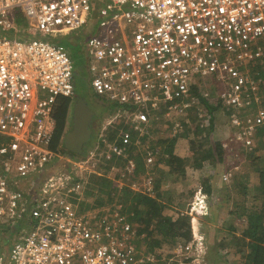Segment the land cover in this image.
Listing matches in <instances>:
<instances>
[{"label": "built area", "instance_id": "1", "mask_svg": "<svg viewBox=\"0 0 264 264\" xmlns=\"http://www.w3.org/2000/svg\"><path fill=\"white\" fill-rule=\"evenodd\" d=\"M93 16L90 88L113 106L115 135L74 159L52 148L61 98L76 95L74 52L57 35ZM205 84L219 87L210 114L230 107V138L254 148L264 131V0H0V264H159L122 203L95 206L89 180L117 169L120 186L151 195L156 151L143 153L146 175L133 180L135 150L157 122L208 97ZM209 194L199 186L179 210L191 236L163 264L204 250Z\"/></svg>", "mask_w": 264, "mask_h": 264}, {"label": "rangeland", "instance_id": "2", "mask_svg": "<svg viewBox=\"0 0 264 264\" xmlns=\"http://www.w3.org/2000/svg\"><path fill=\"white\" fill-rule=\"evenodd\" d=\"M21 16H24V14ZM99 23L100 17L93 16L82 27L75 30H66L57 35V39L74 52L76 64L75 97L85 99L90 108L97 112L91 124L93 130L92 137L85 144L82 157H86L103 136L109 137L115 134L113 127H108V129L106 127L109 114L114 110L113 106L102 96L100 97L106 102L104 107L99 108L92 101V96L96 94L90 88L92 75L90 74L85 54L87 39L96 33ZM205 85L201 93L208 94L206 98L216 97L218 94L216 88L219 87ZM72 104L69 119L72 113ZM201 107L202 103L199 98L194 106L189 107L183 114L175 115L173 120L157 122L151 129L148 142L140 148L143 153H146V150H150L147 146L148 143L150 146L156 143L154 146L159 153L157 155L156 169L158 174L157 179L159 178L161 181L159 186L156 183V188L151 194L157 198L153 206L154 208L152 207V213H155L163 205L164 214L176 217L179 215V210L189 206L199 186H202L204 189L206 186L210 187L209 214L205 219H200L199 221V229L205 236V248L201 250L198 257H191L186 264H246L247 245L244 243V231L247 229V216L254 208L264 209V200H260L259 198L260 190L255 189V184L259 177L256 169H264V131L256 136L255 147L251 148L248 152L244 150L240 143L237 145L232 143L233 148L227 147V153L221 161H218L216 156H211L208 161H204L201 159L202 152L200 151L203 149V147H200L202 139L205 142H207V138L210 142L217 140L224 141L228 146L229 141L226 138H228L230 133L228 130V116L225 114V109L217 107L213 114L214 127L212 129H205L204 133L199 132L198 134L200 124L203 123V118L200 117ZM176 123L180 125L177 131L173 132L172 128ZM71 128L68 125L67 132ZM175 135H181L175 146V154L185 159V173L183 175L171 172L169 167L162 162L166 146H164V142H161V139L165 141L164 138H171ZM62 145L64 146V137L63 139L54 138L52 148L63 156H69V151L65 146L62 148ZM261 150H263L262 153ZM256 151L257 154L261 153V155L259 154L261 160L258 163L254 162L253 165L252 160L254 158H251V154ZM136 152L137 150H135ZM72 157L78 159L77 157L80 156L72 155ZM230 168H232L230 179L228 181L222 180L224 184L221 185L220 191H217L215 194L212 191V181L216 175L224 173L225 170L229 171ZM118 171L116 169L113 172L105 173L104 176L114 178L112 179L113 182L108 185L112 190L117 189V192L120 193L121 174ZM242 174H246L247 176L245 182H248L246 184L248 191H246L247 187L242 179ZM145 175L146 173L143 169L140 174H136L133 180H140ZM95 193L96 191L93 190V193L90 195V199L94 202L96 198ZM254 197L255 199H253ZM116 200H118L117 197ZM153 228L154 224L150 225V229ZM159 238L160 236L155 233L151 235L149 240L143 239L142 248L145 251L156 253L159 257V264H163L164 259L172 256L175 243L174 240L159 242ZM176 240H179V238H176ZM236 249L238 250L237 252Z\"/></svg>", "mask_w": 264, "mask_h": 264}, {"label": "trees", "instance_id": "3", "mask_svg": "<svg viewBox=\"0 0 264 264\" xmlns=\"http://www.w3.org/2000/svg\"><path fill=\"white\" fill-rule=\"evenodd\" d=\"M21 21L22 20L20 19L19 22L21 23ZM22 36L29 37L28 34H23ZM199 98L200 102L202 103V107L206 108L209 111V116H207L205 118V121L200 124L199 130L197 132L198 134L199 132L204 133L205 129H212L215 125L214 115L210 114L212 106L209 104L208 98L202 95H200ZM74 101L75 99L70 98H63L61 100V104L57 108L55 115L56 128L54 138L63 139L65 133H67L70 108L71 104ZM232 113L233 111L230 107H227L225 109V114L226 116H228V121L231 118ZM114 135L115 134L110 135L108 139L112 140L114 138ZM230 135L231 134H229L228 138H226L229 141V145L227 147L233 148L232 143H234L235 145H237L238 143L231 139ZM180 136L181 135H175L171 138L166 137L164 138L165 141L161 139V142H164V146H166V148L164 149L165 155L163 154L162 156V162L169 167V170L171 172L183 175L185 173V159L182 158V156L175 154V146L178 143ZM206 140L208 144L203 139L200 142V147H203V149L200 150L202 152L201 159L204 161H208L211 156H216V159H218V161H221L224 155L227 153V147L225 146L226 143L219 140L210 142L208 138ZM147 142L148 136H144L142 138L141 146H143ZM154 144L156 143H153L152 146H150L148 143L147 146L150 150H155L156 154L158 155V150L156 149ZM136 150L137 152L134 159L137 164V174H140L144 169V163L142 159L143 152L141 149ZM262 152L263 150H261V153ZM261 153L259 154L261 155ZM259 154H257V151L251 154V158H254L252 160L253 165L254 162L258 163L261 160ZM72 155L82 157V154L73 153ZM123 161L124 159H121V162ZM109 163V166H112L114 160L112 159L111 161H109ZM256 171L259 175V198L260 200H264V169L259 168L256 169ZM89 181L90 188L96 191L95 206L103 208L109 206V204L113 202L122 203L125 211L130 210L129 212L131 213V218L133 222L137 224L139 233H145V237L142 238V241L143 239L149 240L151 238V235L155 233L160 236L159 242H169L170 240H174L175 245L180 239L188 241V239L190 238L192 231L190 217L180 215L175 217L172 215H166L163 213V205H161L155 213H152V209L154 208L153 206L157 199L156 196L136 192L132 190L129 185L125 184L121 186V192L118 193L117 189L112 190V188L109 187L108 184L113 182V180L112 178H108L107 176H99L94 174ZM160 181L161 180L159 178L156 179V183L158 186L160 185ZM205 190L209 193L211 192L210 187L206 186ZM106 197L107 199L105 200ZM116 197L118 198V200H116ZM253 199H255V197ZM247 217V229L244 231V243L247 245L246 264H264V209L254 208L249 212ZM152 224H154V228L150 229V225ZM176 238H179V240L175 241ZM237 251L238 250L236 249V252Z\"/></svg>", "mask_w": 264, "mask_h": 264}, {"label": "water", "instance_id": "4", "mask_svg": "<svg viewBox=\"0 0 264 264\" xmlns=\"http://www.w3.org/2000/svg\"><path fill=\"white\" fill-rule=\"evenodd\" d=\"M77 97V103L73 106L72 128L64 136V146L72 154H82L84 147L92 137V120L94 110L90 108L85 99Z\"/></svg>", "mask_w": 264, "mask_h": 264}, {"label": "crops", "instance_id": "5", "mask_svg": "<svg viewBox=\"0 0 264 264\" xmlns=\"http://www.w3.org/2000/svg\"><path fill=\"white\" fill-rule=\"evenodd\" d=\"M227 170H225L224 172H226ZM222 173H220V174H218V175H216L215 176V178H214V180L212 181V187H213V192H215V194L217 193V191H220V189H221V185L222 184H224L223 182H222ZM232 175V174H231ZM246 174H242V179H243V181L245 182V179H246ZM221 183V184H220ZM248 182H245V186L247 187V184ZM243 185H244V183H243ZM259 177H258V181H257V183L255 184V189L256 190H260L259 189ZM237 188V187H236ZM246 191H248V187H247V189H246ZM255 191V190H254Z\"/></svg>", "mask_w": 264, "mask_h": 264}, {"label": "flooded vegetation", "instance_id": "6", "mask_svg": "<svg viewBox=\"0 0 264 264\" xmlns=\"http://www.w3.org/2000/svg\"><path fill=\"white\" fill-rule=\"evenodd\" d=\"M81 99H82V98H80V100H81ZM92 101H93L94 104H95L96 106H98L99 108L104 107V106H105V103H106V102L103 100L102 97L97 96V95H93V96H92ZM76 103H77V97H75V101L73 102V105H72V113H73V106H74ZM72 113H71V115H70V120H69V118H68V125L70 124V127H72V123H73ZM94 113H95V114L93 115V120H92V122L94 121L97 112L94 111Z\"/></svg>", "mask_w": 264, "mask_h": 264}]
</instances>
